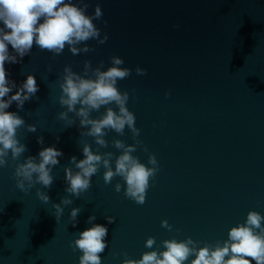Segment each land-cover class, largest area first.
Listing matches in <instances>:
<instances>
[{
    "label": "water",
    "instance_id": "obj_1",
    "mask_svg": "<svg viewBox=\"0 0 264 264\" xmlns=\"http://www.w3.org/2000/svg\"><path fill=\"white\" fill-rule=\"evenodd\" d=\"M73 3L86 5L87 16L97 6L102 11L93 20L99 36L76 45L87 51L73 54L65 45L54 55L33 45L19 63L5 65L17 85L32 75L39 90L22 109L13 103L7 110L25 122L16 135L26 151L18 160L9 155L0 168V264H78L80 253L69 245L91 226L89 216L108 229L101 264L139 260L144 253L164 251L163 242L173 239H191L198 248L215 246L249 212L264 217V0ZM10 54L15 55L11 49ZM114 58L130 70L116 87L128 95L126 107L135 116L138 135L127 127L122 134L108 129L101 147L85 135L88 128L80 126L75 111L60 105L59 85L65 68L92 79L96 70L111 68ZM106 108L117 110L115 104L102 106L89 118L99 120ZM29 125L36 130L29 132ZM37 137L43 144H37ZM116 141L134 148L131 155L148 167L149 156L157 161L159 170L149 180L144 203L124 196L119 176L105 185L102 165L79 198L67 193L65 169L78 171L70 158L83 159L87 145L103 158L111 154L114 169L123 153L114 147ZM52 146L63 155L52 167L50 188L34 184L20 192L15 168ZM38 192L49 197L48 204L38 200ZM62 199L71 203L60 204ZM52 204L63 209L58 221ZM74 208L80 209L75 227L69 218ZM105 217L114 218L113 223ZM149 238L155 241L152 248L145 247Z\"/></svg>",
    "mask_w": 264,
    "mask_h": 264
},
{
    "label": "clouds",
    "instance_id": "obj_2",
    "mask_svg": "<svg viewBox=\"0 0 264 264\" xmlns=\"http://www.w3.org/2000/svg\"><path fill=\"white\" fill-rule=\"evenodd\" d=\"M85 11L86 5L78 7L73 0H0V168L5 167V158L9 155L13 160H18L26 151L25 145L19 142L16 135L25 122L17 112L7 110L13 103L17 110L22 109L24 103L39 90L32 75H27L17 85L8 78L5 65L19 63L30 53L33 45L54 55L60 54L65 45L73 54L87 51V48H77L76 45L99 36L93 20L99 19L102 11L98 6L93 16L85 15ZM10 49L15 55L10 54ZM122 63L121 59L114 58L111 68L103 72L96 70L92 79L82 78L65 68L63 83L59 85L60 105L65 106L68 112L75 111L80 118V126L88 128L85 135L95 138V143L101 147L106 145L103 136L108 129L122 134L127 127L134 135H138V130L134 127L135 116L126 107L128 95L121 93L116 87L118 80L130 75V70L120 67ZM85 67L87 68V64ZM137 74H142L140 69H137ZM109 104H115L117 110L106 108L99 120L89 118L92 111H98ZM76 105H80L79 109H76ZM65 117L66 113L59 114V119L63 120ZM27 130L34 132L36 129L34 125H29ZM43 142L42 137H37V144ZM114 147L123 149V153L115 160L114 169L109 162L111 154H105L109 158H103L94 154L87 145L82 149L83 159L77 161L75 157H71L70 162L75 164L78 171L73 174L70 169H65V191L79 198L89 189L90 178L102 165L105 169V185L114 176L121 177L124 196L142 205L149 180L159 170L157 161L154 155L149 156L148 165L152 167H148L131 155L134 148H125L120 141L114 142ZM62 155L61 151L52 146L42 148L36 157L27 158L15 168L14 178H19L15 187L22 193H26L34 184L44 189L50 188L53 183L52 167L58 164L57 158ZM24 182H27L28 188H25ZM120 189L121 185L117 184L115 191L119 192ZM37 198L43 204L49 203V197L43 193L38 192ZM70 203L68 199L60 201L63 205ZM60 204L51 205L56 221L63 214ZM79 211L80 209L74 208L69 213L73 227ZM94 220V216H89L86 223L91 226L78 233V238L69 245L80 253L78 264H101L99 254L107 247L105 238L108 229L106 225L93 223ZM105 220L111 224L114 218L105 217ZM154 243V239L149 238L145 247L152 248ZM163 248L165 250L162 252L144 253L139 260L125 259L122 264H185L189 257H194L190 264H264V217L257 212H249L245 221L232 227L227 239L215 246L198 248L197 243L191 239H173L164 241Z\"/></svg>",
    "mask_w": 264,
    "mask_h": 264
}]
</instances>
